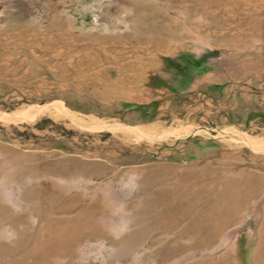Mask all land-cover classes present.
<instances>
[{"label": "rangeland", "instance_id": "1", "mask_svg": "<svg viewBox=\"0 0 264 264\" xmlns=\"http://www.w3.org/2000/svg\"><path fill=\"white\" fill-rule=\"evenodd\" d=\"M0 113V264H264V0H0Z\"/></svg>", "mask_w": 264, "mask_h": 264}, {"label": "bare ground", "instance_id": "2", "mask_svg": "<svg viewBox=\"0 0 264 264\" xmlns=\"http://www.w3.org/2000/svg\"><path fill=\"white\" fill-rule=\"evenodd\" d=\"M255 143L256 142L252 141V146H255ZM226 181L227 184L231 183L234 189L229 190L226 187L220 188L219 191H215L214 200L216 206L215 212L213 209V213H215L216 216L212 218L211 223L213 232L220 229L222 225L231 221L240 211L244 210L249 200L257 194L262 186L261 179L255 181L250 174H246L240 178L227 179ZM213 213L211 211L210 215Z\"/></svg>", "mask_w": 264, "mask_h": 264}, {"label": "water", "instance_id": "3", "mask_svg": "<svg viewBox=\"0 0 264 264\" xmlns=\"http://www.w3.org/2000/svg\"><path fill=\"white\" fill-rule=\"evenodd\" d=\"M10 115H12V114L7 115L5 113H0V119H5V118H7V116H10Z\"/></svg>", "mask_w": 264, "mask_h": 264}, {"label": "trees", "instance_id": "4", "mask_svg": "<svg viewBox=\"0 0 264 264\" xmlns=\"http://www.w3.org/2000/svg\"><path fill=\"white\" fill-rule=\"evenodd\" d=\"M192 63H193V61H192Z\"/></svg>", "mask_w": 264, "mask_h": 264}]
</instances>
